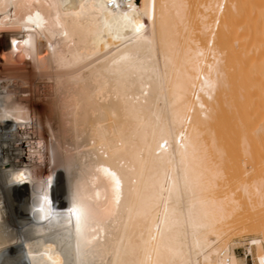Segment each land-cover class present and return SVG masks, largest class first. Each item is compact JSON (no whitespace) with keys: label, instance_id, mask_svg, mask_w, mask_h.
<instances>
[{"label":"bare ground","instance_id":"1","mask_svg":"<svg viewBox=\"0 0 264 264\" xmlns=\"http://www.w3.org/2000/svg\"><path fill=\"white\" fill-rule=\"evenodd\" d=\"M136 1L0 0V264L252 256L264 0Z\"/></svg>","mask_w":264,"mask_h":264},{"label":"rangeland","instance_id":"2","mask_svg":"<svg viewBox=\"0 0 264 264\" xmlns=\"http://www.w3.org/2000/svg\"><path fill=\"white\" fill-rule=\"evenodd\" d=\"M135 3L139 4L140 0H137ZM52 127L54 130H56L57 124L54 122L52 124ZM183 133L184 132L181 133V135H180L181 137L183 136ZM251 168L252 169L248 170L249 172L244 173L241 171L242 173H241L240 177L242 179H245L248 181L251 179L254 180L257 177L260 178V174L258 173L259 168H257V167H251ZM255 170H257V172ZM254 172L257 174H255ZM251 174H253L256 177H253V175L251 176ZM262 176H264V175H262ZM242 202H244V201H240V203H242ZM246 202H244L243 204H240V207L244 206V208L243 207L242 208H243V210L244 209L245 210L240 211V210H242V209H240L239 210L240 212H238L239 215H238V213H236V215L234 216V219H232L234 221H231V224L229 226V230L231 232L228 231L227 235L225 236V240L227 239L228 241L231 242V244L233 246V251L237 257L245 258L247 256L246 254L248 252V248L251 247L252 256L251 257L248 256L245 258L246 264H264V249L263 248L261 249L260 246H256V244H255V239L260 238V232H262V231L264 232V228H263L264 227V212L262 210V213H261V208L259 209L260 212H259V210L256 209L259 214L256 211H254L256 213L250 212V210L248 209L251 206L250 202L248 204H246ZM245 204L248 205L247 206L248 208L246 207ZM263 207H264V205L262 206V209H263ZM252 208H250L251 211H252ZM247 211L250 213L247 214L248 213ZM259 229L262 231H259ZM242 231H245V232H242ZM253 231H255L256 233ZM252 238H253V241H252L253 243L251 242Z\"/></svg>","mask_w":264,"mask_h":264}]
</instances>
